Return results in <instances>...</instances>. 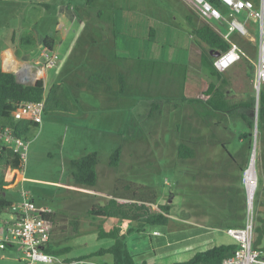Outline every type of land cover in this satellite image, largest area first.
<instances>
[{"label":"rangeland","instance_id":"obj_1","mask_svg":"<svg viewBox=\"0 0 264 264\" xmlns=\"http://www.w3.org/2000/svg\"><path fill=\"white\" fill-rule=\"evenodd\" d=\"M44 4L48 5L46 9ZM66 8L69 11L65 14ZM92 8H134L155 20H167L168 27L177 36L175 50L179 49L178 55L182 53L174 60L180 62L185 60L187 33L205 22L182 0H94ZM156 8L166 12L161 15L162 19L157 17L160 11L159 14L153 11ZM90 15L85 0H0V58L5 52L13 58L16 48L13 42L20 37L30 40L37 50L38 41L45 36H59V26L66 19L76 17L86 22ZM236 18L244 22L246 15L242 13ZM210 24L222 34L227 32L224 22L210 21ZM82 27L84 22H76L60 50H53L57 54L55 66L45 70L46 91L53 84L62 82L73 110L43 114L42 123L27 141L20 183L4 193V198L11 204L8 212H13L12 206L21 203L22 192H26L36 206L52 209L56 214L55 225L51 226L52 246L72 248L69 253L58 256L61 261H79L83 255L110 246L111 240L96 238L98 226L105 230L118 226L125 233L127 228L135 225V221L100 218L88 213L93 206L104 205L112 195L127 203L137 201L140 205L144 202L145 207L156 212L158 205L170 203V215L176 221L172 222L173 236L169 238L180 240L185 235L202 232L213 238L216 245L229 242L221 239L227 225L245 226L249 209L254 244L256 228L264 230V138L254 137L253 133L248 146L247 140H240L245 127L239 121V114L255 120V111L236 108L231 113L219 114L224 120L219 125L213 120L208 127L194 115L192 104L177 103L176 114L169 112L171 104L158 101L159 93L156 96L147 94L138 84L125 86L123 93L118 92L117 87L112 97L106 92L92 93L86 89L91 82L85 78L86 62L81 56L89 35L82 32ZM246 34L234 31L230 39L250 61L241 57L222 72L228 81L226 99L231 104L246 103L255 96L250 64L257 61L260 40L256 19L247 21ZM244 40L247 43L244 44ZM189 41L186 97L205 100L203 93L209 83L218 84V81L200 64V47L194 40ZM73 48V55L69 57ZM22 53L28 60L37 54ZM155 101H158L159 109L150 116ZM178 122L188 132V143L195 150L193 159L176 158V146L181 137L173 136V127ZM118 148H121V158L117 167L112 168L109 159ZM253 148L256 186L248 204L245 170L249 167ZM92 152L98 158L96 184H74L70 162ZM74 219L76 227L70 224ZM182 219L185 224L190 222L186 228H182L185 225L181 223ZM153 230L158 231L157 238L151 236ZM166 232L168 228L161 226L146 227L139 234L128 233L125 235L128 251L139 263L140 258H147L150 244L165 240ZM207 246L205 243L197 249ZM181 247L178 244L174 249ZM257 251L259 258L264 260V235ZM88 260L109 264L106 257ZM0 264H25L20 248H0Z\"/></svg>","mask_w":264,"mask_h":264},{"label":"trees","instance_id":"obj_2","mask_svg":"<svg viewBox=\"0 0 264 264\" xmlns=\"http://www.w3.org/2000/svg\"><path fill=\"white\" fill-rule=\"evenodd\" d=\"M207 1L218 8L222 14L227 13V8L222 6L218 0ZM247 1H251L255 9L258 8L259 0ZM93 2L94 0H85V7L91 12L92 19L104 23L114 39L116 36L123 38L124 43L130 45L134 42L136 49L139 48L137 56H134L133 59H131V56L120 57L115 50H111L113 63L125 73L119 75L120 93L124 92L125 86H132L136 82L140 89L147 94L156 96L159 93L160 95H157L160 96L158 101L171 104V109L169 107L168 111L175 112V114L177 103L188 102L193 106L194 115L208 127L213 120H217L216 125L224 120L219 114L231 113L236 108L251 109L255 111V120L248 119L243 113L239 114V121L245 127L239 139L247 140L248 146L253 137L254 129H256V137L264 138V85L259 90L257 101L256 96H253L246 103L239 104H231L226 99L228 81L221 72L215 69L213 54L226 52L230 45L210 24L200 22L189 33V38H192L200 47V64L211 76L215 77L218 84L209 83L203 93L206 97L205 100L189 99L186 97L188 65L185 57L183 62L174 60L182 53L178 55L179 49L175 50L177 48V36L172 29L168 25L141 13H131L130 15L134 18V22H132V18H122L118 16L117 12L109 8H92ZM187 18L189 19V17ZM121 21L123 24H120ZM52 42L50 37L46 36L43 39V45L50 51L52 50ZM243 43H247L246 40ZM170 48L172 49V56L168 58ZM156 50L161 51L162 56H156ZM4 57V62L10 61L11 57L8 52H5ZM128 60L132 61L130 65H127ZM250 67L253 72L251 64ZM43 97L44 113L52 111L71 112L73 110L62 84H53L46 91L42 79L36 80L32 85L20 84L12 73L3 72L0 69V131L7 128L13 136L28 141L33 135V130L38 128L39 125L30 121L15 120L11 117V112L19 102L37 103L42 101ZM76 97L78 96L76 95ZM158 101L153 103L150 116L153 115L155 109H159ZM173 136L175 138L181 137L176 146V158L178 160L193 159L195 150L189 145L188 132L180 122L174 124ZM120 158L121 148H118L109 159L110 166L116 168ZM70 164L73 168L71 179L74 184L81 186H94L96 184V166L98 164L96 153H87L78 159L72 160ZM21 170L22 161L19 155L13 150L0 146V214L11 206L10 202L4 198V193L18 186ZM127 202L116 195H112L104 205L93 206L89 210L88 213L92 216L129 222L135 221V225L127 228L125 233L118 226H113L108 230L103 229L101 226L96 227V238L109 239L112 244L83 255L78 260L110 256L111 264H146L144 261L137 263L128 251L125 235L128 233H143L146 227L166 226L169 222L172 207L170 203L158 205V212H156L145 207L144 202L140 205L137 204V201ZM55 217L56 214L53 212L47 214L45 220L51 226H54ZM70 224L76 227L77 221L74 219ZM256 233L257 237L253 248L257 250V246L264 235V230L258 227ZM53 240V231H51L49 242L45 248L46 253L58 257L71 251L72 248L69 246L64 248L53 247L51 244ZM237 249L238 245L235 241L228 245H215L210 249L195 253L188 261L173 264H220L223 260L233 257ZM66 261L71 260L66 259Z\"/></svg>","mask_w":264,"mask_h":264},{"label":"built area","instance_id":"obj_3","mask_svg":"<svg viewBox=\"0 0 264 264\" xmlns=\"http://www.w3.org/2000/svg\"><path fill=\"white\" fill-rule=\"evenodd\" d=\"M204 21L224 22L227 32L221 33L222 38L230 45L226 52L218 54L213 65L218 72L227 70L230 66L248 57L230 39L231 34L236 31L241 35L246 34V24L250 19H256L259 26L260 40L258 43L257 61L251 62L253 67V89L255 95L259 93L264 85V0H259V6L254 8L253 3L247 0H218L227 8V13L222 14L207 0H182ZM245 13L244 22L237 20V16ZM56 56L49 50L42 48L38 58L32 65H20V74L17 80L20 84L34 82L42 77V71L55 66ZM250 61V60H249ZM34 69V74L29 71ZM44 89L46 90V83ZM44 97L40 102H19L11 112L15 120L30 121L40 125L43 121ZM0 146L13 150L19 155L22 163L25 158L27 141L17 138L11 134L9 129L0 131ZM22 201L12 206L13 212L4 211L0 217V248L18 246L22 253L25 264H103L86 260L66 261L57 256L45 252L51 233V224L45 220L47 214L54 211L50 208L36 206L26 192H22ZM251 211L248 209V219L243 228L227 229L226 234L238 245L234 256L223 260L220 264H264L259 258V251L253 248V221ZM153 235H159L153 232Z\"/></svg>","mask_w":264,"mask_h":264},{"label":"crops","instance_id":"obj_4","mask_svg":"<svg viewBox=\"0 0 264 264\" xmlns=\"http://www.w3.org/2000/svg\"><path fill=\"white\" fill-rule=\"evenodd\" d=\"M133 1V0H132ZM139 2V1H138ZM131 4V3H130ZM45 5L48 7L47 4ZM135 4H131V6H134ZM118 13V16H121L122 18H132L134 22V18L130 15L131 13H139V9L134 8H119V9H111ZM69 9L66 8V12H68ZM154 12H157L159 14L160 10H153ZM125 14V15H123ZM166 14V12H161L157 16L158 19H162L161 15ZM82 19V18H80ZM159 22H163L164 24H168L167 20H158ZM78 23L84 22V28L82 29V32H85L86 35H89V38L84 42V47L82 48L81 56L82 59L86 62V70L84 71L85 78L90 81L91 83L86 87V89L92 93H104L106 92L109 94V97H112L113 94L116 93L117 87H119V91L121 90L120 84H119V75L125 74L122 69H120L115 63H113V55L111 54V50H115L117 55L120 57H130L131 59L134 58V56H137V53L139 52V48L136 49L134 42L132 44L124 43L123 38L115 37V39L109 34L108 27L104 25V23L100 21H95L92 19V16L90 15V20H86L82 22V20H77L76 17L74 20H65L64 23H62L59 26L60 33L59 36L56 37H50L52 38V54H54L57 57V54L53 51L55 49L61 48L63 42L66 40L70 32H72L74 29V25ZM207 22V21H205ZM210 24V22H207ZM120 24H123L121 21ZM211 25V24H210ZM82 24L79 26L81 28ZM220 33L219 31H217ZM221 34V33H220ZM82 36V34L80 35ZM46 37V36H45ZM43 39L41 41H38V44L36 46L37 50H34L31 41L28 39H23L20 37L18 41H14V45L16 48L13 49V58H10L9 62H4V56L1 54L0 58V69L3 72L12 73L16 81L17 75L20 74V64L24 65H32L34 61L38 58L41 49L45 48L48 50L47 47L43 45ZM192 39V38H190ZM189 39V33H187V43H186V54H185V61L188 65V58H189V45L190 40ZM193 40V39H192ZM178 41V40H177ZM178 42H176V45ZM21 45V46H20ZM128 45V46H127ZM56 47V48H55ZM178 47V46H177ZM75 48V47H74ZM74 48L71 49L69 57H71L74 52ZM21 51V52H20ZM23 51H28L29 54H33L34 52H37L36 56L32 58V60H28ZM10 57H12V54H9ZM155 55L162 56L161 51H155ZM172 56V49L170 48L168 51V58ZM111 59V60H110ZM5 63V66H4ZM132 63L131 60L127 61V65H130ZM48 69H46L47 71ZM46 71H42V77H39V79H42L43 82L47 81L46 79ZM29 73L34 74V69L32 71L30 70ZM19 83V82H18ZM34 84V82H30V85ZM57 84H62V82H58ZM137 84L136 82L133 83V85ZM176 221L174 217L170 215L169 222L166 225L168 228V232H166V238L163 242H154L155 244L149 246V250H147V258L141 259L140 262L144 261L146 264H173L176 262H185L190 260L195 253L199 251H204L207 249L212 248L216 244H214V239L206 237L205 233H198L195 235H185L180 240H175L172 238H169L173 236V230L171 227L172 222ZM182 224H185V219L180 220ZM190 222H187L185 225H182V228H186ZM186 226V227H185ZM242 228V227H241ZM226 229H239L238 227H235L233 225H227ZM153 232H158L157 230H153L151 232V236L157 238L158 235H153ZM221 239H228L229 242L223 243L224 245L232 244L234 243V240L229 237L226 234V230L224 232V237ZM194 240L196 243H193ZM232 240L233 242H230ZM193 241V242H192ZM151 242V241H150ZM207 243L208 246L203 249H197L202 244ZM182 245L181 248H175L174 246ZM196 248V249H194ZM164 249V251H161ZM108 258L109 264H111V257L110 256H104ZM142 257V255H141ZM108 262H104V264H107ZM138 263V262H137Z\"/></svg>","mask_w":264,"mask_h":264},{"label":"bare ground","instance_id":"obj_5","mask_svg":"<svg viewBox=\"0 0 264 264\" xmlns=\"http://www.w3.org/2000/svg\"><path fill=\"white\" fill-rule=\"evenodd\" d=\"M245 183H246L248 200L249 203H251L252 196L256 186V174L252 160L251 163L249 164V167L245 170Z\"/></svg>","mask_w":264,"mask_h":264},{"label":"water","instance_id":"obj_6","mask_svg":"<svg viewBox=\"0 0 264 264\" xmlns=\"http://www.w3.org/2000/svg\"><path fill=\"white\" fill-rule=\"evenodd\" d=\"M213 57H214V58L218 57V53H214V54H213ZM255 96H256V101H257L258 94L255 95ZM255 132H256V129L254 130V137L256 136V133H255ZM253 153H254V148H253V150H252V154H251V158H250L249 164L251 163ZM246 192H247V189H246ZM247 203L249 204L248 195H247Z\"/></svg>","mask_w":264,"mask_h":264}]
</instances>
